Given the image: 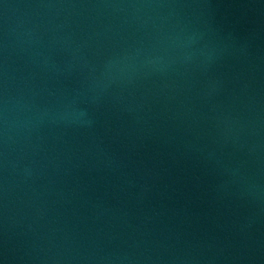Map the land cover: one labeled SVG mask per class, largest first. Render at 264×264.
Wrapping results in <instances>:
<instances>
[{
	"label": "water",
	"instance_id": "obj_1",
	"mask_svg": "<svg viewBox=\"0 0 264 264\" xmlns=\"http://www.w3.org/2000/svg\"><path fill=\"white\" fill-rule=\"evenodd\" d=\"M0 264H264V0H0Z\"/></svg>",
	"mask_w": 264,
	"mask_h": 264
}]
</instances>
